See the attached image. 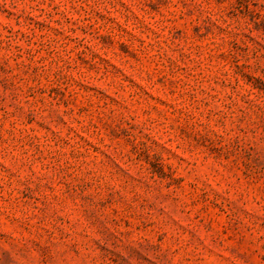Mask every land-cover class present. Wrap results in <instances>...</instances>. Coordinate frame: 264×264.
<instances>
[{
    "label": "rangeland",
    "instance_id": "rangeland-1",
    "mask_svg": "<svg viewBox=\"0 0 264 264\" xmlns=\"http://www.w3.org/2000/svg\"><path fill=\"white\" fill-rule=\"evenodd\" d=\"M0 264H264V0H0Z\"/></svg>",
    "mask_w": 264,
    "mask_h": 264
}]
</instances>
